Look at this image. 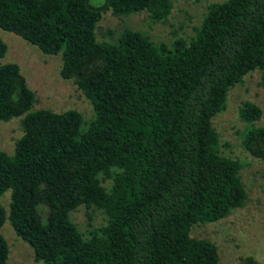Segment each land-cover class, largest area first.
I'll use <instances>...</instances> for the list:
<instances>
[{
    "label": "trees",
    "instance_id": "trees-1",
    "mask_svg": "<svg viewBox=\"0 0 264 264\" xmlns=\"http://www.w3.org/2000/svg\"><path fill=\"white\" fill-rule=\"evenodd\" d=\"M171 0H0V29L60 55L59 76L92 109H33L34 93L13 62L0 64V121L19 117L11 153L0 149V195L15 235L44 264H219L217 249L190 229L246 200L240 162L223 155L212 118L228 89L258 69L264 88V0H221L187 40L154 43L124 28L97 40L101 14L144 11L165 20ZM110 33V32H109ZM6 46L0 39V57ZM242 149L264 159V127L241 102ZM104 223L84 235L78 206ZM7 244L0 234V264Z\"/></svg>",
    "mask_w": 264,
    "mask_h": 264
},
{
    "label": "rangeland",
    "instance_id": "rangeland-1",
    "mask_svg": "<svg viewBox=\"0 0 264 264\" xmlns=\"http://www.w3.org/2000/svg\"><path fill=\"white\" fill-rule=\"evenodd\" d=\"M221 0H171V9L165 20L152 23L144 11L128 15H115L110 11L101 14L94 31L97 40H113L124 28L146 34L154 42L169 44L173 38L187 40L193 34V26L201 21L206 5ZM102 0H89L98 6ZM110 32V33H109ZM0 39L6 46L0 64L15 63L26 85L34 93L32 108H45L54 112L65 109L79 111L84 120L92 117V109L70 80L59 76L60 55L44 54L37 47L17 35L0 29ZM259 106L260 116L253 123L264 127V88L259 84V71L254 69L241 77L226 93L225 107L212 118V126L218 135V149L228 157L237 159L240 176L246 191L244 204L232 209L226 216L214 222L193 226L189 233L195 238L213 242L219 264H264V159L252 157L240 145L244 122L238 115L241 102ZM19 117L0 121V149L11 153L14 141L20 136ZM9 190L0 195V205L7 214ZM70 220L84 235L104 223L103 214L95 208L78 206L69 213ZM0 234L7 244L4 264H44L33 259L31 248L14 233L5 218Z\"/></svg>",
    "mask_w": 264,
    "mask_h": 264
}]
</instances>
